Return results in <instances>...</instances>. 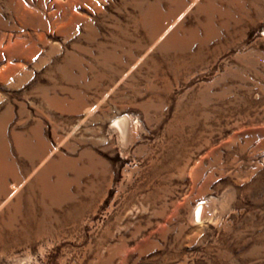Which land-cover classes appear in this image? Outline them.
Masks as SVG:
<instances>
[{
  "label": "rangeland",
  "instance_id": "1",
  "mask_svg": "<svg viewBox=\"0 0 264 264\" xmlns=\"http://www.w3.org/2000/svg\"><path fill=\"white\" fill-rule=\"evenodd\" d=\"M0 264H264V0H0Z\"/></svg>",
  "mask_w": 264,
  "mask_h": 264
},
{
  "label": "bare ground",
  "instance_id": "2",
  "mask_svg": "<svg viewBox=\"0 0 264 264\" xmlns=\"http://www.w3.org/2000/svg\"><path fill=\"white\" fill-rule=\"evenodd\" d=\"M199 207H200V212H199V214H198V217H199V219H201V214H202V212H201V210L203 209V205H199Z\"/></svg>",
  "mask_w": 264,
  "mask_h": 264
}]
</instances>
